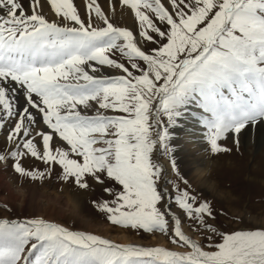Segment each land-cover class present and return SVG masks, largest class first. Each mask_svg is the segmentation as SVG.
I'll list each match as a JSON object with an SVG mask.
<instances>
[{"label":"snow or ice","instance_id":"1","mask_svg":"<svg viewBox=\"0 0 264 264\" xmlns=\"http://www.w3.org/2000/svg\"><path fill=\"white\" fill-rule=\"evenodd\" d=\"M119 3L134 28L113 24L98 0L84 16L74 0H0V163L32 182H94L111 225L180 250L0 219V264H264V224L217 223L174 144L199 135L212 155L227 153L229 137L238 148L264 124V0Z\"/></svg>","mask_w":264,"mask_h":264},{"label":"rangeland","instance_id":"2","mask_svg":"<svg viewBox=\"0 0 264 264\" xmlns=\"http://www.w3.org/2000/svg\"><path fill=\"white\" fill-rule=\"evenodd\" d=\"M117 5L123 8L119 0H116L115 6L118 7ZM109 17L117 26L135 27L132 16L130 25L121 19H116L114 14ZM256 129L264 132V124L245 130L239 137L238 148L229 137L225 143L232 150L217 155H212L207 150L199 151V147L196 146L203 142L199 135L196 136L200 138L198 140L181 135L174 141L177 146L175 156L179 172L188 179L201 200L210 202L219 213H222L217 217V223L226 225L227 230L264 224V136L262 139L255 137ZM193 139L196 142H191ZM3 146L4 137L0 132V148ZM195 157L200 163L211 162L202 177L205 176L207 182L215 184V187L210 189L203 184L202 179H196L198 172L194 165L189 166V163L194 162ZM24 165L44 167L40 162L31 159L25 160ZM211 170H214L213 175H209ZM169 186H171V178ZM70 197L77 204L75 211L71 207L73 204L67 201ZM101 199H110V197L94 182H90V188L87 190L65 183L55 175L42 182H32L17 175L10 165L0 163V219L42 217L74 230L91 232L121 244L151 246L160 245L163 241L164 247L180 250L170 242L171 238L167 235L160 233L152 235L111 225L92 203ZM169 199L174 200V195L170 193ZM241 219L244 220L243 224L240 223ZM233 220L236 222L233 223Z\"/></svg>","mask_w":264,"mask_h":264},{"label":"bare ground","instance_id":"3","mask_svg":"<svg viewBox=\"0 0 264 264\" xmlns=\"http://www.w3.org/2000/svg\"><path fill=\"white\" fill-rule=\"evenodd\" d=\"M98 2L99 3H101V5H102V8H103V10L105 11V13L109 16H113V14H114V17H116V19H121L122 21H124V22H126V23H128L129 24V21H130V18H131V16H130V13L127 11V10H125L124 8H121L120 6H118V7H116L115 6V3H116V0H98ZM74 3L78 6V8H79V10H80V12H81V14H82V16H84L85 15V4H86V0H74ZM43 11H45V13L47 14V15H49L47 18L48 19H50V20H52V19H56L55 18V15H54V13H52L51 11H50V9H49V7L48 6H45V8L43 9ZM109 12H113V13H109ZM125 23V24H126ZM132 24V23H131ZM130 25V24H129ZM255 133H257V136H255V137H258V138H261L262 139V137L264 136L263 135V131L261 132V130H258L257 131V129H256V131H255ZM3 134V133H2ZM259 135V136H258ZM197 140L198 139H200V138H198V137H195ZM196 147H199V151H205L206 150V146H205V143L204 142H200V143H198L197 144V146ZM193 155V154H192ZM211 162L210 161H208L206 164L205 163H200V162H198V159L195 157L194 158V162H192V163H189V166L190 165H194V168L196 169V171L198 172V174L195 176L196 177V179L198 180V179H202V182H203V184H205V185H207V186H209V188L211 189V188H213V187H215V184H209L208 182H207V180L205 179V176L204 177H202V175L205 173V171L207 170V168L209 167V164H210ZM214 171V170H213ZM213 171L211 170L210 171V173H209V175H213ZM227 199V198H226ZM67 201H69L70 203H72L73 204V206L71 205V207L73 208L72 210L73 211H75V209L77 208V204H75L74 202H73V200L71 199V197H70V199H67ZM67 203V202H66ZM71 209V208H70ZM69 210V209H68ZM74 215V214H73ZM83 217V216H82ZM264 222V221H263ZM186 231H187V229H186ZM105 238V237H104ZM195 238V237H194ZM113 241V240H112ZM124 244H135V243H124ZM135 245H138V244H135ZM149 246V245H148ZM151 246H164L163 245V241L161 242V244L160 245H151ZM170 249V248H169ZM175 250V249H174Z\"/></svg>","mask_w":264,"mask_h":264},{"label":"water","instance_id":"4","mask_svg":"<svg viewBox=\"0 0 264 264\" xmlns=\"http://www.w3.org/2000/svg\"><path fill=\"white\" fill-rule=\"evenodd\" d=\"M14 220H17V221H23V219H14Z\"/></svg>","mask_w":264,"mask_h":264}]
</instances>
